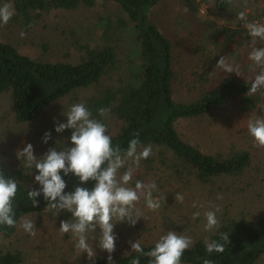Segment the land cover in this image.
I'll use <instances>...</instances> for the list:
<instances>
[{
    "label": "trees",
    "instance_id": "16d2710c",
    "mask_svg": "<svg viewBox=\"0 0 264 264\" xmlns=\"http://www.w3.org/2000/svg\"><path fill=\"white\" fill-rule=\"evenodd\" d=\"M162 1L0 0V5L8 3L14 10L7 24L25 33L32 31L43 16L52 11L72 12L80 7L92 8L97 3L114 4L120 11L113 16L98 18L99 28L95 37H73L71 46L76 56L67 55L68 58L63 61L32 60L0 39V95L9 97L13 117L19 124L34 121L50 104L68 96H76L73 99L75 104L85 103L93 117L103 122L106 117H99L97 110L109 108L111 111L107 117L119 122L118 129L111 134L113 145L119 144L121 148H126L128 142L138 135L143 145L150 144L153 147V154L141 161L145 173L136 179L148 175L155 169V164L167 170L172 179H181L182 182L193 180L200 185H212L215 180L225 177L238 179L251 166L249 152L232 148L227 153H203L179 137L175 124L181 119L201 118L238 99L245 103L244 106L247 102L250 104L251 100L264 94L262 89L253 96L247 95L250 82L259 71L244 63L240 65V76L220 69L215 77L210 78L207 86H201L192 101L176 102L172 97L176 82L172 45L159 31L154 19V10ZM180 1L188 13L198 15L199 5L195 0ZM199 3L208 6L214 14L228 19L231 0H199ZM254 3L259 7L249 22L264 17V4L258 5L257 0ZM233 26H239V23L235 22ZM234 27L211 24V30L205 28L202 32L196 29L202 32L200 48L206 49L220 38L232 47L229 53L242 45L247 46L244 52H250L248 43L259 39L250 37L247 29ZM1 28L2 24L0 32ZM127 30L133 33L138 47L137 74L129 71V58L122 49L121 38ZM254 43L259 47L258 42ZM70 136L71 130H67L66 141L61 145L70 147ZM53 147L59 146L53 144ZM0 167L6 176L20 182L16 199L18 222L22 217L48 209L42 195L38 197V207H33L27 200L26 189L40 187L38 183L29 181L37 171L34 167L25 168L23 163L8 166L2 162ZM64 179L67 183L66 192L73 191L79 184L74 175L70 174ZM93 183L89 181L82 186L91 188ZM134 185L132 181L131 186ZM62 215L71 218L67 211ZM15 230L16 227L0 226V235L9 238ZM225 232L229 233L230 244L225 245L223 253L208 254L205 239L197 238L183 254L181 264H203L204 259H211L214 264H256L264 257V217L241 216L234 219L223 216L220 227L210 233L207 239L219 240L220 233ZM154 244L142 246L147 251ZM129 252L112 255L114 264H130L136 253ZM107 257L96 256L94 261L80 264H108ZM22 260L20 251L0 252V264H21ZM141 264H147V258L142 257Z\"/></svg>",
    "mask_w": 264,
    "mask_h": 264
},
{
    "label": "rangeland",
    "instance_id": "374dc122",
    "mask_svg": "<svg viewBox=\"0 0 264 264\" xmlns=\"http://www.w3.org/2000/svg\"><path fill=\"white\" fill-rule=\"evenodd\" d=\"M180 2L163 0L154 10L155 23L159 31L170 41L173 49L176 82L172 97L176 102L192 101L201 86L209 84L210 78L215 77L216 72L220 70L216 68V64L221 56H226L231 63L248 64L259 71V68L248 59V54L253 47H257L254 42H258L259 47H264V40L258 38L259 41H250L248 43L250 52H244L247 46L242 45L229 53L232 47L227 46L228 43L220 38L206 49H201L199 45L202 32L205 28L211 30V24L232 28L236 22L239 26L234 28H243V22L237 18L238 14L245 12L247 20L255 15L259 6L254 0H231L228 19L214 14L208 6L200 4L199 0H195L199 5L198 15L188 13ZM257 4L263 5L264 0H257ZM118 12H120L118 7L110 3H97L92 8L80 7L72 12L52 11L44 15L37 26L23 38L19 29L8 24L2 25L0 39L32 60L63 61L68 58L67 55L76 56L71 46L73 37H95L99 28L98 18L113 16ZM121 39L122 49L129 58L131 66L129 71L137 74L138 47L131 30L125 31ZM75 97L62 98L50 104L34 121L19 124L13 117L9 97L0 95V162L8 166L23 163V160L18 159L17 151L22 150L28 143L34 146V154L38 159L49 148H53V144H57L59 146L57 148L61 150L68 147L61 145L66 141L67 130L63 133L55 132L54 119L61 123L66 122L67 117L64 114L75 104L73 101ZM244 104L238 99L201 118L181 119L175 124L179 137L198 147L203 153L210 155L217 152L227 153L232 148L249 152L251 166L242 177L235 180L225 177L215 180L212 185H200L193 180L187 182L185 180L182 182L181 179L174 180L167 170L162 167L160 169L155 164L153 166L155 169L140 180L146 183L154 180L157 183L158 194L165 196V202L159 210L151 211L147 209L142 199L138 207L147 219L141 218L135 226L117 223L114 232L118 239L112 255L131 251L129 241L135 242L139 239L142 245H151L169 230L188 235L193 241L197 238L207 239L214 230L204 231L206 223L204 212L214 210L215 207L221 208V212L217 213L219 221L223 216L234 219L241 216L264 217V147L254 146L253 138L247 130L249 118L264 117V94L251 100L250 104L249 102L245 106ZM104 122L108 125L110 134L118 129L119 122L116 119L106 117ZM49 131L51 139L44 143V134ZM123 171L124 169H121V172ZM144 173L145 168L141 162L133 181ZM36 174L37 171L31 175L30 183L35 182ZM176 193L183 194L182 203L175 200ZM218 196L222 198L218 199ZM194 203L198 206L193 207ZM197 211L200 212V216L194 218L193 213ZM63 212L56 216L53 210L47 209L38 214L28 215L36 220V227L39 229L36 235L31 236L17 226L9 238L0 235V252L20 251L23 256L21 264H80L88 261L86 253L79 254L74 250L71 234L60 233V221L71 219L62 215ZM98 233L99 228L97 234H94L97 238ZM93 247L96 256L109 255L97 247L95 240ZM256 264H264V257Z\"/></svg>",
    "mask_w": 264,
    "mask_h": 264
},
{
    "label": "clouds",
    "instance_id": "9594fccd",
    "mask_svg": "<svg viewBox=\"0 0 264 264\" xmlns=\"http://www.w3.org/2000/svg\"><path fill=\"white\" fill-rule=\"evenodd\" d=\"M14 15L11 5H0V24L6 25ZM243 22L250 37L264 40V23L249 22L245 12H240L237 17ZM20 36H26L21 32ZM248 59L259 68V72L250 82L248 96H253L264 89V47H253L248 54ZM216 68L227 73L240 76V65L228 61L226 56H221ZM110 109L101 107L97 110L99 117H107ZM65 123L54 119L55 132L63 133L71 130V147H53L39 159L34 154V146L26 144L22 150L17 151V157L23 160L25 168L37 170L34 181L39 188L26 189L27 200L33 207L39 206L38 197L43 196L47 201L49 210L58 216L62 211L71 214V219L61 220L59 231L71 234L74 241L73 248L79 254L86 253L89 260L96 257L97 247L106 251L108 264H114L112 253L116 250L118 239L114 232L117 223H127L135 226L141 219H147L138 205L143 199L147 209L157 211L165 202V196L158 194L157 183L144 182L136 179L134 187L131 186L136 170L142 160L148 159L153 154L152 145H143L136 135L126 148L119 144L113 145V137L108 125L101 119L93 117L92 111L85 103L80 102L70 106ZM247 130L253 138L254 146L264 147V117L249 118ZM51 139V132H45L43 142ZM121 169H124L121 172ZM63 173V176L61 175ZM74 175L79 184L71 192H66L67 183L64 177ZM92 181L91 188L82 186ZM20 191V182L15 178L5 175L0 167V226L8 228L20 227L25 233L35 236L37 231L36 220L25 216L19 221L16 219V199ZM221 199L222 197H217ZM175 200L183 202L184 196L176 193ZM196 203L193 207H197ZM203 207V205H200ZM220 207L204 212L206 223L204 231L211 232L220 227L217 213ZM200 212L193 213L199 217ZM99 228L98 238L97 234ZM131 253H136L131 258L130 264H141V258H147V264H181L183 254L193 245V239L185 234L169 230L160 235L154 247L145 251L140 240L129 241ZM206 252L223 253L225 245L230 244L229 233H220L219 240L204 241ZM203 264H214L211 259H204Z\"/></svg>",
    "mask_w": 264,
    "mask_h": 264
},
{
    "label": "built area",
    "instance_id": "2783aa9c",
    "mask_svg": "<svg viewBox=\"0 0 264 264\" xmlns=\"http://www.w3.org/2000/svg\"><path fill=\"white\" fill-rule=\"evenodd\" d=\"M254 22H258V23H264V17L261 19V20H255ZM242 27H243V24H242ZM244 28V27H243ZM246 29V28H244Z\"/></svg>",
    "mask_w": 264,
    "mask_h": 264
}]
</instances>
